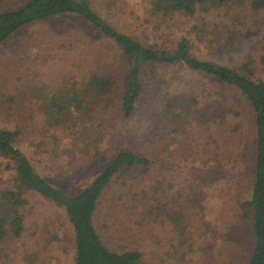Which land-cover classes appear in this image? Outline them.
<instances>
[{
    "label": "rangeland",
    "instance_id": "374dc122",
    "mask_svg": "<svg viewBox=\"0 0 264 264\" xmlns=\"http://www.w3.org/2000/svg\"><path fill=\"white\" fill-rule=\"evenodd\" d=\"M22 1L0 0V10L15 8ZM88 2L105 23L143 46L172 49L180 38H186L196 58L240 72L247 65L256 77L264 78V6L254 9L251 0H225L216 7L206 0L196 3L190 16L155 13L154 0ZM121 61L120 52L108 38L73 15L20 28L0 45V129L20 130L16 148L49 184L71 196L108 165L116 147L153 154L151 180L153 184L159 182L156 197L168 204L167 208L161 206L168 210L167 214L176 210L187 218L186 245L192 242L195 247H211L207 256H198V252L190 256L192 264H244L248 237L247 228H241L239 222V204L250 189L254 146L252 115L240 98L239 117L229 114L221 120L218 116L211 133H205L204 127L184 131L187 137L190 132L198 133L196 138L200 139H204V134H212L219 143L217 155H206L204 166L202 161L193 160L190 149L174 159L168 157L167 133L181 130L168 127L166 118L152 122L158 115L157 105L151 107L153 117H147L145 107H141L128 121L122 120L113 108L101 114L89 111L85 130L82 124L75 130L84 133L76 135L79 142L64 140L61 148L65 157L58 159V147L51 134L67 132L51 124L45 106L57 91L80 93L94 74L118 77L122 84L125 67L122 69ZM158 74L175 93L183 89L201 93L203 103H214L216 113L225 111L222 98H218L217 105L214 98L221 93L228 100L229 91L217 81L181 67ZM83 100L92 101L88 97ZM234 127L238 129L233 130ZM136 133H159V138L152 147L147 143L140 147ZM196 146L194 141L195 149ZM245 148L248 151L242 158ZM69 157L76 168L75 176L70 178L66 177ZM6 165L7 160L0 156V192L15 189L14 171L7 170ZM124 182L115 181L99 200L94 225L101 240L117 253L140 250L144 254L143 264H163L162 260L164 264H175L163 255L170 238V228L159 224L166 221L160 220L165 214L152 223L145 214L146 203L139 201L140 191L132 197L130 183ZM25 197L28 202L19 209L24 232L19 238L9 237L0 242V264H73L74 234L64 209L33 193Z\"/></svg>",
    "mask_w": 264,
    "mask_h": 264
},
{
    "label": "trees",
    "instance_id": "16d2710c",
    "mask_svg": "<svg viewBox=\"0 0 264 264\" xmlns=\"http://www.w3.org/2000/svg\"><path fill=\"white\" fill-rule=\"evenodd\" d=\"M205 1L154 0L152 8L155 13L163 15L183 13L190 16L194 14L195 4H202ZM224 1L209 0V4L216 7L224 4ZM251 1L254 9L264 6V0ZM62 15L76 16L96 33L108 38L120 52L121 67L122 69L125 67V71L121 75L122 84L118 77H102L94 74L86 80L80 93L57 91L56 97L45 106L44 111L50 116L51 124L67 132L51 134L58 147L56 151L58 159L65 157V150L61 148L64 140H70L71 143L79 142L76 135L84 133H75V130L80 124L84 125L85 130L88 118L90 119L87 116L89 111L95 110L97 114H101L113 108L118 110L122 120L128 121L139 112L141 107H145L144 114L147 117L148 115L153 117L151 107L155 108L157 105L158 115L152 118V122L154 119L166 118L168 127L181 130L178 133H167V138L170 140L165 143L168 157L174 159L178 153L182 156L190 149L193 160L202 161L204 166L206 155H217L219 143L212 134H204V139H200L196 138L198 133L190 132V136L187 137L184 131L204 127L205 133H211L212 125L217 122L218 116L221 120L229 114L239 117L241 101L237 98H240L248 105L252 115L251 144L254 146L250 189L247 197L239 204V222L241 228H247L245 237H248L244 264H264V78L256 77L247 65H243L242 68L245 69L240 72L196 58L191 53V43L186 38H180L172 49L143 46L99 18L90 8L88 0H24L15 8L0 10V45L22 27ZM171 67L185 68L223 85L232 97L227 95L228 101L218 93L214 102L217 105L219 103L217 100L221 97L225 111H221L220 115L216 113L214 103H203L205 98L201 93H189L185 89L179 93L172 91L170 83L158 74ZM222 94L226 95L224 92ZM84 97L91 98L92 101L85 102ZM88 104L91 106L86 107ZM237 129V127L233 128V130ZM20 134V130L0 129V156L7 160L5 168L14 171L15 182L14 190L0 192V242L9 237L19 238L23 234L24 223L19 209L28 202L25 195L33 193L64 209L74 234L73 264H143L144 254L140 250L117 253L105 246L94 225V216L100 198L115 181L120 179L125 181L124 185L130 183L132 197L135 196V192L140 191L142 196L139 201L146 203L145 214L151 218L152 223H157L159 217L165 214L160 220L166 221H159V224L170 228L169 244L163 251L167 260L170 261L172 258L175 264H192L194 261L190 256H194L196 252L199 253L198 256H207L211 251V247H195L192 242L186 245L184 235L186 232L188 234L187 218L185 219V215L183 216L180 211L173 210L172 214H167L168 210L163 209L167 208L168 204L161 203L156 197L159 182L153 184L151 180L153 154L145 152L141 154L137 149L129 147H116L108 165L84 188L71 196L49 184L39 175L28 157L16 148ZM136 137V139L140 138L137 143L140 147L144 146V143L152 147L158 141L159 133H136ZM194 141L197 143L196 149ZM247 151L248 149L245 148L244 155L241 154L242 158L246 157ZM69 159L71 163L73 158L69 157ZM69 163L66 173L68 178L74 177L76 173L73 163ZM136 184L140 188H136ZM162 263L164 264V260Z\"/></svg>",
    "mask_w": 264,
    "mask_h": 264
}]
</instances>
